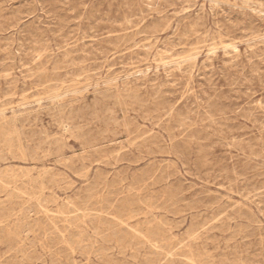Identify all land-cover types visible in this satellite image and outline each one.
Segmentation results:
<instances>
[{
	"label": "rangeland",
	"instance_id": "obj_1",
	"mask_svg": "<svg viewBox=\"0 0 264 264\" xmlns=\"http://www.w3.org/2000/svg\"><path fill=\"white\" fill-rule=\"evenodd\" d=\"M0 264H264V0H0Z\"/></svg>",
	"mask_w": 264,
	"mask_h": 264
},
{
	"label": "bare ground",
	"instance_id": "obj_2",
	"mask_svg": "<svg viewBox=\"0 0 264 264\" xmlns=\"http://www.w3.org/2000/svg\"><path fill=\"white\" fill-rule=\"evenodd\" d=\"M139 47V46H138ZM137 47V48H138ZM67 54V53H66ZM66 57V56H65ZM109 61V60H108ZM111 61V60H110ZM61 66V65H60ZM134 72V71H133ZM59 74V73H58ZM129 75V74H128ZM56 84V83H55ZM125 84V83H124ZM101 92V91H100ZM108 92V91H107ZM132 93H134V92H132ZM108 96V95H107ZM31 101V100H30ZM123 101V100H122ZM44 174V173H43ZM197 236V235H196ZM73 243V242H72Z\"/></svg>",
	"mask_w": 264,
	"mask_h": 264
}]
</instances>
